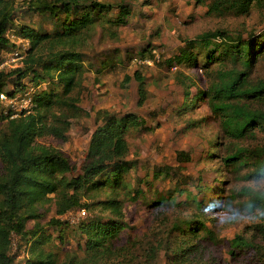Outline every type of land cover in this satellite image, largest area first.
<instances>
[{
	"label": "rangeland",
	"instance_id": "rangeland-1",
	"mask_svg": "<svg viewBox=\"0 0 264 264\" xmlns=\"http://www.w3.org/2000/svg\"><path fill=\"white\" fill-rule=\"evenodd\" d=\"M96 1L111 4V8L93 15L94 25L78 47L83 59L82 78L79 85L63 94L71 100L69 106L60 109L70 122L65 131L67 139L44 136L37 141L60 149L77 165L83 159L92 131L102 123L104 111L117 115L136 113L145 125L132 126L126 136L127 158L137 163L125 175L126 187L118 190L126 223L112 240L114 247L121 248L119 258L126 264H262L264 222L227 231L216 213L222 211L221 202L225 208L243 209L248 203L245 182L262 178L250 175L255 169L250 156L244 158L246 163L230 165L221 158L236 147L264 146V131L256 128L254 137L241 140L223 135L220 117L211 110L205 92L217 80L220 70L232 66V60L216 44L205 45L200 35L212 30L225 31L224 48L236 44L238 39H258L261 44L264 5L253 1L249 8L242 9L239 6L243 0ZM120 3L131 10L124 18L118 16ZM26 6L19 4L13 13L6 31L12 47L8 45L0 51V69L14 68L5 64L12 51L19 50L25 55L29 48V41L20 36L21 25L54 33L65 16L59 13L57 19L49 12L40 13ZM72 12L77 16L78 11ZM118 18L124 22L116 23ZM218 38L216 42L221 40ZM209 50L221 53L206 64ZM154 52L159 56L158 62L153 65L142 62L144 58H154ZM186 52L191 53V60L182 59ZM135 70L144 76L147 89L141 106L136 105L137 83L132 78ZM56 75L54 72L53 79L48 77L37 84L32 74H28L21 82L30 94L36 84L37 92L54 89L62 94L63 86L55 79ZM126 75L131 76L129 82L124 80ZM250 77L254 80L264 77V48L255 58ZM14 85L15 80L10 78L3 93L11 92ZM21 103L15 107L19 108ZM15 107L0 100L2 114H19ZM60 110L52 112L60 114ZM4 128L2 123L0 130ZM178 151L187 152L190 160H179ZM164 167H169V171L153 176ZM107 195V188L98 189L87 194L82 203L96 202ZM160 197H164V203L156 206ZM99 213L77 208L57 216L53 207L47 211L40 209L36 222L43 226L49 240L31 245L13 234L9 250L14 255L13 264H24L39 251L52 254L56 264L68 254L83 257L85 236L79 222L93 218L107 220L108 211ZM236 234L263 253L260 255L247 245H232ZM151 247L157 251L154 259L149 256Z\"/></svg>",
	"mask_w": 264,
	"mask_h": 264
},
{
	"label": "trees",
	"instance_id": "trees-1",
	"mask_svg": "<svg viewBox=\"0 0 264 264\" xmlns=\"http://www.w3.org/2000/svg\"><path fill=\"white\" fill-rule=\"evenodd\" d=\"M253 1L264 5V0H243L239 7L249 8ZM19 4H27V9L32 8L40 13L49 12L57 16V19L60 18L59 13L65 16L59 24V30L54 33L21 25L20 36L29 41V48L21 66L10 70L0 69V94L4 92L3 88L10 78L15 80V85L11 92H5L9 97L27 91L21 80L28 74H32V79L39 84L45 78H52L54 72L57 73L55 79L63 86V93L59 94L54 89H41L37 92L39 85L36 84L31 94L32 108L29 113L22 112L17 116L0 113V125H5L0 130V264H13L14 255L9 253L13 234L18 235L25 244L31 242V245H37L49 240L43 226L36 219L40 217V209L47 211L51 207L57 216L77 208L98 210L99 214L109 213L107 220L93 218L79 222V228L85 236L84 256L68 254L59 264H126L119 258L122 256L121 248L114 247L112 240L126 226L118 190L126 187L125 175L137 163V160L127 158L129 144L126 136L132 126H144L143 119L134 112L117 115L104 111L102 123L92 131L83 159L77 165L71 163L60 149L37 141L44 136L61 141L67 139L65 131L70 122L63 117L60 109L62 106H69L71 100L63 94L79 85L82 78L83 59L78 47L94 25L93 15L98 10H109L111 4L96 0H0V51L8 45L12 47L6 31ZM73 10L78 11L77 16ZM130 12L125 4H119L118 16L124 18ZM122 18L115 20L116 23L124 22ZM226 35L221 30L206 31L200 35L205 40V45L216 44L218 50L232 60V66L220 70L217 80L210 84L205 93L211 110L220 117L223 135L241 140L254 137L256 128L264 131V77L255 80L250 77L255 58L264 48V40L260 44L258 39H238L236 44L224 48L222 39H226ZM218 37L221 40L216 42ZM218 50L207 52L206 64L215 55H220L221 52H216ZM182 56L185 57L182 59L191 60L190 52ZM39 66L41 72L38 70ZM132 78L137 83L136 105L141 106L147 95L145 78L138 70L133 72ZM124 80L129 82L131 76L126 75ZM54 109L60 110V114H54ZM249 156L255 164L250 175L262 177L264 146L254 149L236 147L221 160L227 165L246 163L245 159ZM177 158L181 161L190 160L185 151H178ZM169 169H159L153 176L157 177ZM103 188L108 190L105 199L82 203L87 194ZM135 193H140L138 188ZM252 202L256 207L264 208V199ZM155 203L156 206L162 205L164 197H160ZM232 245H247L254 247L256 253H263V250L256 248L241 234L234 236ZM156 254V248L151 247V259ZM24 264H56V260L52 254L39 251Z\"/></svg>",
	"mask_w": 264,
	"mask_h": 264
},
{
	"label": "clouds",
	"instance_id": "clouds-1",
	"mask_svg": "<svg viewBox=\"0 0 264 264\" xmlns=\"http://www.w3.org/2000/svg\"><path fill=\"white\" fill-rule=\"evenodd\" d=\"M245 199L248 203L243 209L237 207L225 208L216 213L227 231L234 230L237 226L258 224L264 222V209L257 208L252 202L255 199H264V175L260 179H250L245 182ZM215 212V210H213Z\"/></svg>",
	"mask_w": 264,
	"mask_h": 264
},
{
	"label": "built area",
	"instance_id": "built-area-1",
	"mask_svg": "<svg viewBox=\"0 0 264 264\" xmlns=\"http://www.w3.org/2000/svg\"><path fill=\"white\" fill-rule=\"evenodd\" d=\"M16 1H22V0H16ZM154 58H146L144 60H142L143 63L148 64V65H153L154 62H158L159 61V56L155 54ZM25 55L21 54V52L19 50H15L12 51L10 53V59L8 61L5 62V64L10 63V66L12 67H18L22 65V60L24 58ZM19 93L18 95L15 94L14 96H7L4 93L0 94V100L1 101H8L9 103H12L13 106L15 107V105H17L19 102H22L18 107H15V111H19V113H29L31 111L32 108V98H31V94L29 92H25L23 94ZM18 114H15L14 116H17Z\"/></svg>",
	"mask_w": 264,
	"mask_h": 264
}]
</instances>
